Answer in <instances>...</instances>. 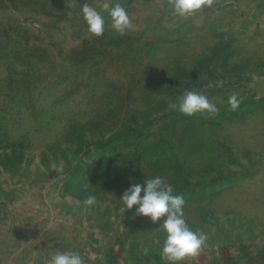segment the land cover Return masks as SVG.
<instances>
[{
  "label": "rangeland",
  "instance_id": "obj_1",
  "mask_svg": "<svg viewBox=\"0 0 264 264\" xmlns=\"http://www.w3.org/2000/svg\"><path fill=\"white\" fill-rule=\"evenodd\" d=\"M85 2L105 17L100 37L87 32ZM105 2L128 10L124 35ZM166 4L0 0V264H48L56 250L106 264L116 236L160 251V221L119 200L155 176L208 234L200 255L264 241V0H215L186 18ZM188 90L219 112L168 107ZM90 195L97 203L85 209Z\"/></svg>",
  "mask_w": 264,
  "mask_h": 264
},
{
  "label": "clouds",
  "instance_id": "obj_2",
  "mask_svg": "<svg viewBox=\"0 0 264 264\" xmlns=\"http://www.w3.org/2000/svg\"><path fill=\"white\" fill-rule=\"evenodd\" d=\"M176 18H186L201 9H215V0H167L162 6ZM102 11L106 12L111 27L116 34L124 35L131 28L132 20L128 10L119 2H105ZM83 20L87 26V32L100 37L105 32L106 20L96 8L85 2L81 7ZM227 103L230 110L235 111L241 99L237 94L228 97ZM168 107L178 110L186 116L197 113L214 116L219 112L217 106L204 94L195 91H185L176 100L169 101ZM55 167V166H54ZM62 172V168H55ZM172 184L166 183L161 176L144 179L143 183L130 185L121 195L120 202L122 211L132 210L135 206V214L147 217L153 224L160 221L159 228L165 232L160 258L165 264H183L186 259L198 257L204 250L209 239L204 231H193L187 223L184 215L185 200L182 195H175ZM97 203L95 196L90 195L83 201L85 209L92 208ZM90 253V258L95 260L99 257ZM148 248L143 249L147 255ZM211 259V257H209ZM48 264H86L84 256L77 250L54 251L48 258Z\"/></svg>",
  "mask_w": 264,
  "mask_h": 264
},
{
  "label": "crops",
  "instance_id": "obj_3",
  "mask_svg": "<svg viewBox=\"0 0 264 264\" xmlns=\"http://www.w3.org/2000/svg\"><path fill=\"white\" fill-rule=\"evenodd\" d=\"M144 248L149 249L147 255ZM159 253L150 243H130L116 236L107 241L104 257L106 264H165ZM183 264H264V241L224 243Z\"/></svg>",
  "mask_w": 264,
  "mask_h": 264
},
{
  "label": "trees",
  "instance_id": "obj_4",
  "mask_svg": "<svg viewBox=\"0 0 264 264\" xmlns=\"http://www.w3.org/2000/svg\"><path fill=\"white\" fill-rule=\"evenodd\" d=\"M104 145H105V143L104 142H100V141L92 143V146L95 147V148H101Z\"/></svg>",
  "mask_w": 264,
  "mask_h": 264
}]
</instances>
